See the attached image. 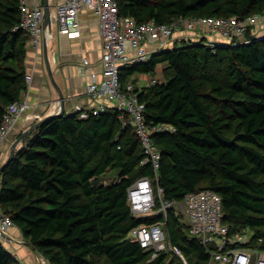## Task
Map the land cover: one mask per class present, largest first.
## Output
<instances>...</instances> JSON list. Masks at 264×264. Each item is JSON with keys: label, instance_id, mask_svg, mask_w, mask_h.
<instances>
[{"label": "trees", "instance_id": "1", "mask_svg": "<svg viewBox=\"0 0 264 264\" xmlns=\"http://www.w3.org/2000/svg\"><path fill=\"white\" fill-rule=\"evenodd\" d=\"M117 3L120 15L138 23L264 13V0ZM20 5L21 0H0V123L7 106L26 88L28 36L16 28ZM245 40L158 51L122 69L120 82L125 89L133 75L153 76L163 64L161 82L131 89L144 104L148 124L175 129L153 135L161 151L156 184L164 199L212 190L221 197L229 234L248 231L251 243L264 249V38L247 32ZM234 118L239 122L229 137L228 120ZM142 160L135 131L122 126L115 108L86 118L63 113L20 141L0 174V209L49 264H95V258L103 264H182L166 251L151 258L152 252L127 238L132 229L162 220L131 215L127 189L140 177H154ZM109 171L117 175L107 184L103 178ZM164 224L169 243L190 264L208 263L209 248L189 235L181 215L169 209ZM0 264H20L2 244Z\"/></svg>", "mask_w": 264, "mask_h": 264}, {"label": "built area", "instance_id": "2", "mask_svg": "<svg viewBox=\"0 0 264 264\" xmlns=\"http://www.w3.org/2000/svg\"><path fill=\"white\" fill-rule=\"evenodd\" d=\"M82 10L92 12L98 19L101 71L98 77L90 72L89 61L86 58L82 60L79 73H89L86 93L95 105L87 112H80L79 116H97L112 107L118 110L122 126L131 127L138 137L143 152L141 164H149L154 173L153 178L140 177L129 186L127 201L133 217L158 215L162 220L132 229L127 238L136 242L144 251L152 252L151 258L166 251L169 246L182 264H188L180 250L165 239L163 224L167 211L173 209L187 224L189 235L209 248L210 259L207 264H264V249L251 243L248 231L230 238L229 228L222 221V200L216 192L204 189L187 193L177 201L164 199L163 189L156 184L161 151L156 146L153 135L172 133L175 129L164 123L148 124L144 116V104L139 101L137 93L129 86L123 89L120 82L122 69L150 60L158 51L171 49L173 38L178 34L187 44L202 42L212 47L218 44H236L238 40L246 43L247 32L256 39H262L264 13L244 18L202 16L177 18L170 23H157L154 20L138 23L130 16L119 14L117 0H62L55 7V20L60 34L70 39L80 36L79 14ZM16 28L28 36L27 51L32 50L38 55L46 30L43 7L40 4L28 5L21 0ZM201 34H215L220 41L207 40ZM30 79L29 75L25 76L26 83ZM102 99L107 102H100ZM29 107L26 100H18L7 106L0 123V143L10 135L18 118ZM13 227L15 224L8 215H0V244L4 247L11 242L9 230Z\"/></svg>", "mask_w": 264, "mask_h": 264}, {"label": "crops", "instance_id": "3", "mask_svg": "<svg viewBox=\"0 0 264 264\" xmlns=\"http://www.w3.org/2000/svg\"><path fill=\"white\" fill-rule=\"evenodd\" d=\"M24 1L28 5L40 4L43 7V0ZM47 1L50 9V20L42 36L39 54L35 55L32 50L27 51L25 69L26 75H29L31 79L26 83L25 90L19 95V100L28 101L30 107L18 118L10 135L0 143V165L7 160L12 144L20 133L36 121L57 113L60 109L58 93L50 81L44 62L45 46L53 79L65 98L64 113L87 112L95 105V102L86 93L89 73L80 74L79 67L82 60L86 58L89 61L90 72L97 74L98 77L100 76L101 40L98 19L92 12L82 10L79 14L81 34L78 38L70 39L59 33L55 20V7L62 0ZM202 36L210 41H220L215 34H203ZM182 41L180 35H176L172 41V48L178 46ZM158 66H160L161 72L163 64ZM156 70L153 76L135 74L131 78L139 80V87L149 86L153 84V81L161 82L155 78L157 76L155 74L158 73ZM149 76H152L151 79H149ZM160 76L162 77V74ZM99 101L107 102L103 99ZM19 145L20 143L17 147ZM9 236L11 242L5 248L20 264H49L43 256L28 245L16 226L9 230Z\"/></svg>", "mask_w": 264, "mask_h": 264}, {"label": "water", "instance_id": "4", "mask_svg": "<svg viewBox=\"0 0 264 264\" xmlns=\"http://www.w3.org/2000/svg\"><path fill=\"white\" fill-rule=\"evenodd\" d=\"M43 19H44V24L47 27V25L49 23V20H50V9H49L47 0H43ZM44 62H45V65H46V69H47V73H48V76L50 78V81H51L52 85L54 86L56 92L58 93L60 109H59V111L57 113L48 115V116L44 117L43 119L39 120L38 122L32 124L28 129H26L24 132L21 133V135L13 142L11 150H10V154H9L7 160L2 165H0V174H1L2 170L6 167V165L9 163V161L12 159L17 145L20 143V141L26 135H28L31 131H33L37 127H39V126L43 125L44 123H46L52 117H57V116L59 117V116H62L63 113H64L65 98H64V96L62 94L61 89L59 88V86L56 84V82L53 79L52 72H51V69H50V66H49V63H48L46 46L44 47Z\"/></svg>", "mask_w": 264, "mask_h": 264}, {"label": "rangeland", "instance_id": "5", "mask_svg": "<svg viewBox=\"0 0 264 264\" xmlns=\"http://www.w3.org/2000/svg\"><path fill=\"white\" fill-rule=\"evenodd\" d=\"M238 42H239V40H238ZM182 44H187V42L186 41H182L180 44H178V46L182 45ZM229 45H232V44H229ZM209 47L212 48V46H209ZM156 72H158V73L155 74V75H157V76H155V78H157L158 80L162 81V77L160 76V74H162V70L160 72V66L157 67ZM151 77L152 76H149V79H151ZM132 81L136 82V83L132 84L131 83ZM139 85H140V82H139V80L137 78L136 79L133 78L132 80L128 81V86L130 88H134V87L142 88L143 87V86L139 87ZM238 122H239V120L236 119V118L228 120V128L226 130V135L227 136H229V137L233 136L234 128H235V126L237 125ZM116 175H117L116 171L107 172L106 175L103 178V180H104L103 182L107 183V184L111 183L113 180H115ZM0 215H3V209H0ZM163 226H164V229H165V239H166L167 243H169L168 238L166 237L167 236L166 230H167L168 226H167V224H163ZM241 233H243V231H241V232H239L237 234H241ZM237 234H230V238L232 237V235H237ZM166 252H167L169 258L172 259V260H174L175 256H177L175 251H173L171 249V247H169V246L167 247ZM186 260H187L188 264L191 263L188 259H186ZM93 262H95V264H103V260L100 259V258L93 259ZM173 263L176 264V261L174 260Z\"/></svg>", "mask_w": 264, "mask_h": 264}]
</instances>
